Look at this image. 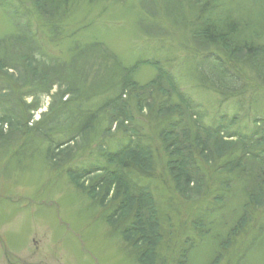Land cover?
Listing matches in <instances>:
<instances>
[{
	"label": "rangeland",
	"instance_id": "374dc122",
	"mask_svg": "<svg viewBox=\"0 0 264 264\" xmlns=\"http://www.w3.org/2000/svg\"><path fill=\"white\" fill-rule=\"evenodd\" d=\"M25 1L26 4L22 2L18 4L19 10H24L26 16L31 18L27 27L25 26V33L23 31V41H25L23 45L35 51L33 60L36 62L35 66L34 63L32 66L37 68L38 73L35 77L32 75L24 77L19 70L21 66L17 69L7 67L0 70V119H8L10 122L13 118L14 124L20 123L24 125L23 130L28 131L29 129L25 128L26 122L28 127L32 128L43 114L50 111L49 105L54 98L59 99L55 100L56 106L54 105L53 109L61 107V104L67 107L73 96L66 88L69 86L74 91L78 78L81 89L78 93L88 97L85 103L84 100H80L86 107L95 109L100 102L110 100L114 94L112 92L114 88L109 89L111 91L106 94L96 93L102 91L109 78V70L115 72L116 69L125 68L128 75L142 86L139 91L151 90L150 87L148 90L144 89L151 82L159 85L157 86L159 89L163 87L168 95L171 92L167 90L177 88L174 94L179 91L186 99L190 98L194 111H200L201 119L206 125L217 126L225 114L229 119L238 115L240 128L248 132L257 127L256 117L261 119L260 123L263 122L264 89L255 81L250 82L253 81L251 79H259L249 66H243L242 70L237 61L225 60L226 65L236 66L233 70L239 74L240 82L256 84V88H249L246 91L244 85L242 87L244 93H237L227 99L212 89L211 85L207 84V80L203 81L213 62L212 59H206V56L208 55L209 58L216 51L213 49L209 54L192 50L189 33L184 26H181L187 23L186 26L190 27L192 19L197 16L198 6H195L198 0H175L173 7L170 5L173 4L171 0H70L67 2L69 4H66L68 0H59L57 7L67 6V9L61 15L63 18L57 26H53V21L44 19L38 13L39 9L30 3L31 0ZM217 1L222 7L242 6L247 11L257 10L253 0ZM166 6L168 9L170 6L172 13L168 14ZM167 15L173 24L163 25L168 30L166 40H162L161 43L156 41V38L147 37V29L143 28L146 26L145 21L151 22L154 19L164 21ZM16 31L12 18L0 6V39L3 40ZM76 42L81 45L91 44L94 49L80 55L77 47L74 48ZM19 49L26 50L18 43L16 47L2 53L1 50L4 48L0 46V55L8 56L10 52L16 54L21 51ZM192 53L194 55L197 53V56H194L193 61H188ZM115 56L119 58L117 65ZM91 59L97 61L89 73V69L85 66L86 63L90 64ZM142 60L147 62L142 63ZM3 62L0 65L6 66L7 62ZM73 63L78 66H72ZM83 69L88 75L80 74ZM227 72L233 73V71ZM158 75L162 77L155 82ZM259 81L263 84L261 80ZM35 87L38 89L34 90ZM134 91L137 92V88ZM175 97L173 102H179ZM35 99L42 102V106L38 104L40 106L38 109L30 108L20 118L22 111L18 112V107L25 109L23 106L35 104ZM133 106L136 108V113L147 112L145 108L139 105L138 107L135 101ZM175 108L180 109L179 106ZM28 114H32V117L29 118ZM176 119L175 123H179L180 119L174 118ZM169 120L171 122L172 117ZM60 122L44 135L40 133L41 137L33 130L28 136L19 134L21 139L18 140L15 136L10 142H7L10 125L8 123L0 125V264H138L119 236V232L108 225V218L104 216L107 211L103 213L102 205H99L106 190L105 186L100 193H96V199L75 184L78 175L73 180L67 172V170H77L98 159L103 161L97 155L98 142H91L92 146L87 143L89 146L87 150L91 153L79 149L84 143L81 135L67 146L66 141L69 138L65 131L67 128L62 121ZM104 123L102 126L105 125ZM100 132L101 129L97 128L94 129L93 134L95 136ZM152 132L149 134L150 141L153 140ZM122 138L118 132L114 134L112 141L116 143ZM55 142L66 146L62 151L51 155L50 148ZM115 143H112V150L116 147L117 143ZM50 161L57 165L62 164L64 168L54 169ZM217 165L216 162L213 168L210 167L213 173L218 169ZM161 180L157 201L163 209L168 210L169 215L165 214V220L162 221L164 237L156 246L155 261L159 264L160 259L165 256L167 259L165 264H177L187 236H196L191 229V221L203 205L199 206L197 203L195 206L193 204L196 202L183 201L184 198L173 191L164 178ZM153 181L159 183L156 179ZM212 183L213 180L210 184ZM218 187L217 185L214 191ZM91 188L93 187L91 186L90 190ZM193 192L195 193V190ZM212 194L205 197L204 200H207L205 205H211L209 200L215 196L211 197ZM106 202L111 214L120 213L121 198H115L112 194ZM95 203L97 207L93 206ZM182 205L184 207L179 212L177 208ZM253 235L254 233L248 238L249 242ZM236 242L238 244L236 243L234 249H231L233 246L227 247V253H230L227 257L221 256L222 253L220 256L211 255V253H220L217 249L222 251L225 249V244L221 246L222 239L218 238L216 245L212 243L204 245L198 242L200 244L192 253L189 264H210V262L238 264V259L247 250L249 242L241 245L244 242L241 238ZM237 249L240 255L236 257ZM244 259L245 261L240 260L242 263L239 264H264V243L256 246L251 244Z\"/></svg>",
	"mask_w": 264,
	"mask_h": 264
},
{
	"label": "trees",
	"instance_id": "16d2710c",
	"mask_svg": "<svg viewBox=\"0 0 264 264\" xmlns=\"http://www.w3.org/2000/svg\"><path fill=\"white\" fill-rule=\"evenodd\" d=\"M57 1L59 0H31L30 3L39 9L38 13L44 19L53 21V26H57L63 18L61 15L67 9V6L57 7ZM69 1H66V4H69L67 3ZM174 1L171 0L172 7L175 4ZM20 2L26 4L25 0H0L1 8L12 18L17 28L16 32L3 40L0 39V46L4 48L1 52H8L6 50L16 47L18 43L26 49H19L21 51L16 54L10 52L8 56L0 55V64L4 63L3 61L7 62L6 66L0 65V70L7 67L17 69L21 66L19 70L24 77L26 75L35 77L38 73L37 68L34 67L36 61L33 60L35 51L23 45L25 43L23 31L25 33L26 25L31 18L26 16L24 10H19ZM253 2L257 9L255 12L247 11L242 6V8L222 7L217 0H198L195 6H198L197 16L192 19L190 27L186 26L187 23L181 25L189 33L192 50L209 54L213 49L216 51L213 56L209 58H207L208 55L206 56V59H212L214 63L212 62V67L210 66L211 69L209 68L208 73L206 72L207 76L203 81L207 80V84L226 97L225 99L237 93H244L242 88L244 85L245 91L256 88V84H251L254 81L261 84L264 89V46H262L264 44V0H253ZM166 9L168 14L172 13L170 6L169 9L166 6ZM170 19L167 15L164 21L162 19L145 21L146 26L143 28L147 29V37L156 38L159 42L166 40L168 30L163 25L171 23ZM74 45L80 55L94 49L91 44L81 45L76 42ZM194 56H197V53L195 55L192 53L187 60L193 61ZM114 60L117 65L119 58L115 56ZM225 60L237 61L242 70L243 66H249L263 84L255 78L251 79L253 80L250 81L251 83L240 82L239 74L233 70L236 66L226 65ZM96 61L97 59H91L89 65L86 63L85 67L89 69V73ZM146 62L142 60V63ZM103 65L105 66L106 62ZM72 66L78 65L73 63ZM227 71H233V73ZM80 74L88 75L84 73V69ZM108 77L102 91H96V93L106 94L114 88L112 91L114 94L112 93L110 100L100 102L95 109L84 105L88 97L78 93L81 90L78 78L74 91L69 86L66 88L73 96L67 107L61 104V107L53 109L54 105L56 106L55 100L59 99L54 98L49 105L50 111L43 114L32 128L28 127V122L24 123L28 131L23 130L22 124L17 125V122L14 124L13 118L10 122L8 119L1 118L0 125L6 123L10 125L7 142L12 141L15 136L18 140L21 139L20 135L28 136V133L33 130L41 137V134L49 132L55 124L61 123L60 121L67 128L65 130L69 137L66 141L67 146L82 136L84 143L78 148L87 153L90 152L87 150L88 145L92 146L91 142H98L97 155L103 161L98 159L77 170H67V172L73 180L78 175V180L74 181L75 184L96 199V193H100L105 186L106 190L99 205H102L103 213L107 211L104 216L108 218V225L119 232V236L122 237L125 246L138 264L158 263L155 261L156 246L164 237L162 221L165 220V214L169 215L168 210L163 209L157 201V193L159 194L161 190L163 178L173 191L184 198L183 201L196 202L193 204L195 206L197 203L199 206L203 205L191 221V229L196 236H187L177 264L190 263L192 253L200 244L198 242L204 245L209 243L216 245L218 238L222 239L221 246L225 244V249L223 251L217 249L220 253H211V255L220 256L222 253L221 256L227 257L230 255L227 253V247L233 246L231 249H234L236 243L238 244L237 239L240 238L244 241L241 245L246 244L249 242L248 238H251L254 233L247 250L238 259V264L240 260L244 262L246 259L244 256L251 244L256 246L264 243V120L262 124L261 119L256 117L257 127L251 132L240 128L238 115L229 119L225 114L217 126L206 125L201 119L200 111H194L190 98L186 99L185 95L179 91L174 94L177 88L167 90L179 100V102H173L175 96L168 95L163 87L159 89L157 87L159 85L154 82L144 88L148 90L150 87L151 90L139 91L142 86L128 75L125 68L124 70L116 69L115 72L109 70ZM161 77L158 75L155 82H158ZM136 88L137 92L134 91ZM36 89L38 88L35 87L34 90ZM78 99L84 100V103ZM133 101L137 106L145 108L147 112L136 113ZM34 102V105L23 106L25 109L18 107V112L22 111L20 118L30 108L34 110L38 109L39 105L42 106V102L37 99ZM176 106L180 109H176ZM28 115L29 118L32 117V114ZM170 117H172L171 122ZM176 117L180 119L179 123H175ZM80 118L81 120H78ZM103 122H105L104 126H102ZM97 128H100L101 132L94 136L93 131ZM118 132L123 138L116 144L112 140L114 134ZM150 132L153 134L151 141ZM112 143L116 144L113 150ZM255 143L257 145H254ZM64 146L66 145L55 142L50 148V154H57ZM216 162L218 169L213 173L210 167L213 168ZM50 165L54 169L64 168V165H57L52 161ZM82 179L86 180L82 182ZM154 179L159 183L154 182ZM212 180L213 183L210 184ZM217 185L219 187L214 191ZM91 186L93 188L90 190ZM212 192L215 193L212 194ZM112 194L115 198H121L120 213L111 214L110 209L106 207V200L108 197L111 198ZM210 194H212L211 197L215 195L209 200L211 205H205L207 200L204 199ZM255 200L259 201L255 202ZM96 205L95 203L93 206L97 207ZM183 207L184 205L178 207V211L180 212ZM235 255L236 257L240 255L239 249L236 250ZM160 260L159 264L167 263L165 256ZM214 262L216 263L215 260ZM210 264L213 263L210 262Z\"/></svg>",
	"mask_w": 264,
	"mask_h": 264
}]
</instances>
